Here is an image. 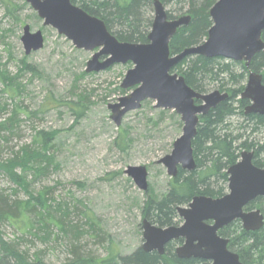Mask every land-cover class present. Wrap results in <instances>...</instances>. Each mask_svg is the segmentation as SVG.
Segmentation results:
<instances>
[{
	"label": "rangeland",
	"instance_id": "rangeland-1",
	"mask_svg": "<svg viewBox=\"0 0 264 264\" xmlns=\"http://www.w3.org/2000/svg\"><path fill=\"white\" fill-rule=\"evenodd\" d=\"M175 9L166 7L173 17L187 15L179 16ZM151 15L154 18V11ZM26 25L32 32L41 31L45 39L44 48L29 56L21 42ZM95 53L78 50L55 29L44 27L26 0H0V167L16 154L22 158L26 148L36 153L40 173L12 170L27 179L30 194L45 196L43 210L52 208L55 218L61 211L63 219L68 214L65 226L59 228L46 211L44 218L30 212L28 195L0 170V193L22 205L14 218L2 224V239L31 261L69 264L74 248L85 259L97 261L111 247L122 256L133 253L144 244L146 201L160 200L170 189L172 179L156 162L172 152L181 136L180 116L156 109L155 101L146 100L117 127L108 106L132 92L121 85L133 64L86 73ZM232 122L237 127L242 120ZM39 133L51 135L47 151ZM250 140L263 144L264 128ZM137 166L147 168V191L125 173ZM76 226L78 234L73 230Z\"/></svg>",
	"mask_w": 264,
	"mask_h": 264
},
{
	"label": "water",
	"instance_id": "water-1",
	"mask_svg": "<svg viewBox=\"0 0 264 264\" xmlns=\"http://www.w3.org/2000/svg\"><path fill=\"white\" fill-rule=\"evenodd\" d=\"M26 1L44 20L45 27L55 29L78 50H98L87 62L86 73H98L116 64H133L121 85L123 90L132 89V92L108 106L117 127L126 114L139 110L146 100L155 101L156 109L174 111L180 116L182 135L174 142L171 154L156 162L166 168L170 178H176L180 169L188 172L196 169L192 142L200 116L229 98L228 93L219 90L207 94L196 92L186 84L184 76L171 73L172 69L185 58L196 55L244 62L249 68L252 59L264 51V0H217L210 9L213 25L207 39L175 56H171L170 41L179 28L189 25L191 16L170 20L160 0L153 2L154 18L145 44L118 41L104 21L73 5L71 0ZM21 42L26 56L41 51L45 43L43 34L32 33L28 25L23 28ZM241 99L251 102L247 114L264 115L261 74L250 72ZM253 159V152H242L240 161L228 169L229 192L224 196H196L187 206H178L181 225L162 228L144 219L142 249L163 255L167 244L182 239L183 245L175 252L179 259L243 264L238 254L229 250V240L221 237L219 231L235 221H240L243 229L250 232L264 226V216L259 210L244 211L249 203L264 198V169L254 166ZM125 173L140 190H148L145 166L128 167Z\"/></svg>",
	"mask_w": 264,
	"mask_h": 264
},
{
	"label": "trees",
	"instance_id": "trees-1",
	"mask_svg": "<svg viewBox=\"0 0 264 264\" xmlns=\"http://www.w3.org/2000/svg\"><path fill=\"white\" fill-rule=\"evenodd\" d=\"M71 1L91 16L104 21L108 31L118 41L148 43L147 37L152 28L151 14L155 0ZM160 1L165 7L169 5L176 7L175 11L179 16L184 12L191 16L189 25L179 28L170 41L171 56L200 45L206 40L208 31L213 25L210 9L217 0ZM167 14L170 20L177 19L169 12ZM262 38L264 41V33ZM181 66H184V69H181ZM250 72L261 74L264 83V51L254 57L249 68L244 63L226 62L219 57L206 58L196 55L185 58L172 69L171 73L184 76L186 84L196 92L206 94L219 90L228 93L229 99L220 103L207 115L200 117L197 134L192 143L196 169L191 172L180 170L177 177L172 179L170 189L165 196L160 200L149 198L143 209L144 219L162 228L178 226L181 221L177 213L178 206L188 205L196 196L222 197L228 185L227 170L238 162L242 151H253L255 165L264 168V143L250 140L253 134L264 128V115H245L249 102L240 99ZM3 78L12 81L6 75ZM233 118L241 119L242 122L234 127ZM178 124L182 126L181 122ZM38 136H43L41 147L47 151L51 135L39 133ZM44 159L48 160L46 154ZM39 161L36 153L29 152L26 148L22 158L16 154V157L3 163L0 170L6 173L17 189L28 195L26 205L30 212L37 211L44 218L47 216L46 211L51 219H55L54 227L62 228L65 226L63 220L68 214L63 219L61 211L60 217L55 218L53 213L57 212L52 208L43 210L47 202L45 196L37 198L30 194L27 179L19 177L12 170L20 167L25 172L37 174L42 170L36 167ZM21 206L11 197L0 193V264H44L41 260L31 261L26 253L19 252L2 239V224L14 218ZM252 210H259L264 216L263 197L257 198L246 207V211ZM77 228L76 226L73 230L78 234ZM219 235L229 240V250L238 254L243 264H264V226L259 231L250 232L242 228L240 221H235L220 230ZM175 246V244L167 245L163 255H159L156 251L147 253L141 247L124 256L111 247L108 255L99 261L85 259L81 252L74 248L73 258L69 264H209L207 261L194 258L179 259L175 253Z\"/></svg>",
	"mask_w": 264,
	"mask_h": 264
},
{
	"label": "flooded vegetation",
	"instance_id": "flooded-vegetation-1",
	"mask_svg": "<svg viewBox=\"0 0 264 264\" xmlns=\"http://www.w3.org/2000/svg\"><path fill=\"white\" fill-rule=\"evenodd\" d=\"M72 2V1H71ZM73 4V3H72ZM74 5V4H73ZM36 14H37V12H36ZM37 16H38V14H37ZM39 17V16H38ZM40 18V17H39ZM41 19V18H40ZM41 20H43V19H41ZM43 23H44V20H43ZM44 26V25H43ZM45 27V26H44ZM31 32H32V30H31ZM38 32V31H37ZM41 32V31H40ZM32 33H36V32H32ZM42 33V32H41ZM98 51V50H97ZM223 59V58H222ZM254 59V58H253ZM253 59H252V61H253ZM236 63H244V62H236ZM245 64V63H244ZM250 65H251V63H250ZM246 66V65H245ZM250 74V73H249ZM249 74H248V77H249ZM248 77H247V81H248ZM247 81H246V83H245V86H246V84H247ZM245 89V88H244ZM244 91V90H243ZM242 91V92H243ZM224 93V92H223ZM207 94V93H206ZM242 94V93H241ZM229 99V98H228ZM240 99H241V95H240ZM242 100V99H241ZM244 101H248L249 102V104H248V106L246 107V109L251 105V102L249 101V100H244ZM196 104H200V101H196ZM246 109H245V115H250V114H247L246 113ZM259 115V114H258ZM201 117V116H200ZM199 123H200V120H199ZM199 126V125H198ZM197 129H198V127H197ZM195 139V138H194ZM193 143V142H192ZM243 152V151H242ZM241 152V153H242ZM247 152H253V151H247ZM254 153V152H253ZM240 159H241V154H240ZM240 159L238 160V162L240 161ZM195 160V159H194ZM253 164H254V166H256L255 165V161H254V159H253ZM257 168H260V169H264V168H261V167H258V166H256ZM181 170V169H180ZM179 170V171H180ZM184 171V170H183ZM228 171V170H227ZM179 173V172H178ZM228 174V173H227ZM173 179H175V178H173ZM228 180H229V175H228ZM226 190H228V185H227V188H226ZM226 190H225V194H227L228 192H226ZM224 194V195H225ZM223 195V196H224ZM255 201V200H254ZM252 203V202H251ZM250 204V203H249ZM248 204V205H249ZM247 205V206H248ZM246 206V207H247ZM246 207H245V209H244V211H246ZM252 211H254V210H252ZM247 212H249V211H247ZM179 226V225H178ZM243 228V227H242ZM184 243V240H179V241H174V242H171V243H169V244H175L176 246L177 245H182ZM169 244H167V245H169ZM167 245H166V247H167ZM176 251V250H175ZM209 263V262H208ZM210 264V263H209Z\"/></svg>",
	"mask_w": 264,
	"mask_h": 264
},
{
	"label": "bare ground",
	"instance_id": "bare-ground-1",
	"mask_svg": "<svg viewBox=\"0 0 264 264\" xmlns=\"http://www.w3.org/2000/svg\"><path fill=\"white\" fill-rule=\"evenodd\" d=\"M203 94V93H202Z\"/></svg>",
	"mask_w": 264,
	"mask_h": 264
}]
</instances>
